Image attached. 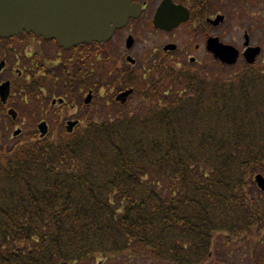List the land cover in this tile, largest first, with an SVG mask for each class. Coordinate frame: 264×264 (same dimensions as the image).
Wrapping results in <instances>:
<instances>
[{
    "label": "trees",
    "instance_id": "1",
    "mask_svg": "<svg viewBox=\"0 0 264 264\" xmlns=\"http://www.w3.org/2000/svg\"><path fill=\"white\" fill-rule=\"evenodd\" d=\"M151 58L170 83L132 112L0 146V264H232L217 236L264 264V63L182 81Z\"/></svg>",
    "mask_w": 264,
    "mask_h": 264
},
{
    "label": "flooded vegetation",
    "instance_id": "2",
    "mask_svg": "<svg viewBox=\"0 0 264 264\" xmlns=\"http://www.w3.org/2000/svg\"><path fill=\"white\" fill-rule=\"evenodd\" d=\"M131 1L140 7L138 15L128 18L126 24L116 29L112 38L104 44L87 43L65 49L53 40L32 34L0 37V87L8 86L7 96L3 100L0 96V116L5 114L0 120L1 125L19 129L17 122L23 111L19 113L14 108V97L34 107L24 118L28 121L37 118L36 127L43 123L48 128V136L51 122L55 119L59 126L63 124L64 129L69 122L80 123L74 113L63 116L65 106L87 116L88 109L97 103V96L100 95L101 98L108 97L104 103L101 102L108 110L123 111L151 87L153 79L169 80V75L161 77L154 69L144 72L142 67V72L138 68L137 62L130 56L135 40L128 32L129 27L135 26L139 31L145 29L152 45L161 49L157 53L160 52L169 61L175 58L177 62L187 63L184 68L176 70L182 74V81H187L188 72L198 75L219 68V62L207 50V43L211 39L220 40L222 24L215 25L214 22L222 15L221 0ZM250 1L246 0V3ZM116 37L120 38V41L117 40L120 51L110 47ZM129 37L132 38V45L126 48ZM167 46L174 47V50L165 52ZM250 46L258 45L250 41ZM260 48L261 56L264 47ZM200 55L207 62L196 68ZM147 80L148 83L145 82ZM165 82L161 84L166 86ZM125 93H128L127 97H120ZM88 97L92 98L86 104ZM43 104L48 108L41 113ZM12 109L18 112L15 119L8 116ZM36 135L39 137L38 133Z\"/></svg>",
    "mask_w": 264,
    "mask_h": 264
},
{
    "label": "water",
    "instance_id": "3",
    "mask_svg": "<svg viewBox=\"0 0 264 264\" xmlns=\"http://www.w3.org/2000/svg\"><path fill=\"white\" fill-rule=\"evenodd\" d=\"M139 6L131 0H0V37H13L23 32L55 40L61 47L71 48L85 43H104L116 28L124 26L129 17L138 15ZM219 17L214 24L222 22ZM132 39L128 38L126 47L130 48ZM244 61L252 65L260 54V48L249 46L248 35L244 36ZM174 49L166 47L165 50ZM207 50L222 64L232 66L239 58V52L232 46L211 39ZM5 86L1 87L4 92ZM128 93L121 97H126ZM14 112L9 115L14 117ZM70 128L74 125L69 124ZM46 127L38 126L40 135ZM20 131L13 133L17 136ZM258 188L264 191V178L255 177Z\"/></svg>",
    "mask_w": 264,
    "mask_h": 264
},
{
    "label": "rangeland",
    "instance_id": "4",
    "mask_svg": "<svg viewBox=\"0 0 264 264\" xmlns=\"http://www.w3.org/2000/svg\"><path fill=\"white\" fill-rule=\"evenodd\" d=\"M221 13L225 15V22L222 24L220 28V41L223 44H229L234 46L237 50L241 51L243 49L242 43H243V33L247 31V33L250 35V41L253 45H258L261 47H264V2H258V1H250L249 4L244 2V0H221ZM128 32H130L135 40L134 47L131 49L130 56L137 62L138 68H141L140 70L147 72V69L151 65V54H157L158 51H160V48H157L156 46L152 45L150 41V37L148 35V32L145 29H142L139 31L135 26L129 27ZM120 38L116 37L111 41L110 47H116L119 51L121 50L120 44H119ZM123 49H125L124 44H122ZM175 60V61H174ZM172 60V65L175 67L176 70H180L184 68V64L180 61H176L174 58ZM206 60L204 59L203 55H200L198 59V64L196 65V68H200L206 64ZM261 63H264V50L260 58H258L256 62V66L259 67ZM187 66V65H186ZM209 67V66H208ZM213 68V67H209ZM215 69V68H214ZM142 71V72H143ZM217 72V68L213 70ZM148 83V80L145 81ZM144 87V86H143ZM145 89V88H144ZM166 92V91H165ZM107 96L104 97L103 101L105 102L107 100ZM99 101L93 106L88 109V114L83 115L84 112L77 111L75 109H71L70 107L66 106L63 108V116L67 114H73L74 117H77L81 123V125L87 126V123H89V119L93 120H99V117L95 113L99 111L101 108H98L100 106L101 100L99 97H97ZM137 98L131 102L130 107L125 109L129 112H132L136 109L138 105ZM36 107H41L37 105ZM14 108L21 112L22 117L17 122V127L22 129L23 133L18 136L17 138H12V127L11 128H5L2 127L0 122V146L5 143L9 145H14L16 143H24L28 140L32 130H36V123L38 122L37 118L35 120L28 121L27 118H24L25 116H29L28 112L31 109V111L34 110V107L31 106V104L24 103L22 100L17 102L16 97H14ZM45 109H47V105L43 104V109L41 111L45 112ZM62 109V108H61ZM109 109V108H108ZM112 114V113H111ZM5 116H0V120ZM24 119V120H23ZM90 119V120H91ZM50 130L52 133V136H55L56 133L63 131V124L59 126L57 124L56 119L51 122ZM64 132V131H63ZM224 238V236H223ZM222 237H216L214 240L213 247L218 251V253L224 255L228 262L232 264H248L249 262V255H250V249L245 247V244L243 242L236 241L234 245L227 246L225 245V241L223 242ZM225 245V246H224ZM257 245V244H256ZM264 247V246H263ZM262 247L258 246L256 248V252L260 253ZM213 260V259H212ZM91 264H117L115 262H106L103 259H98L95 262ZM139 264H146V263H139Z\"/></svg>",
    "mask_w": 264,
    "mask_h": 264
}]
</instances>
